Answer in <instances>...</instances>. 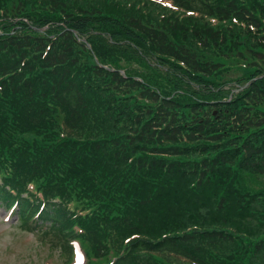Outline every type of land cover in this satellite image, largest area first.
I'll use <instances>...</instances> for the list:
<instances>
[{
  "label": "trees",
  "instance_id": "obj_1",
  "mask_svg": "<svg viewBox=\"0 0 264 264\" xmlns=\"http://www.w3.org/2000/svg\"><path fill=\"white\" fill-rule=\"evenodd\" d=\"M0 205L71 261L264 264V0H0Z\"/></svg>",
  "mask_w": 264,
  "mask_h": 264
},
{
  "label": "rangeland",
  "instance_id": "obj_2",
  "mask_svg": "<svg viewBox=\"0 0 264 264\" xmlns=\"http://www.w3.org/2000/svg\"><path fill=\"white\" fill-rule=\"evenodd\" d=\"M54 238L41 227L29 230L22 226L15 207L7 210L0 205V264H86L85 253L77 243V256L74 254L71 261L55 245Z\"/></svg>",
  "mask_w": 264,
  "mask_h": 264
}]
</instances>
